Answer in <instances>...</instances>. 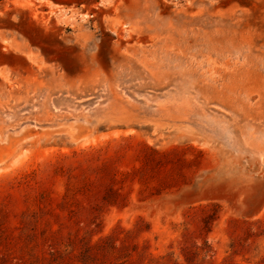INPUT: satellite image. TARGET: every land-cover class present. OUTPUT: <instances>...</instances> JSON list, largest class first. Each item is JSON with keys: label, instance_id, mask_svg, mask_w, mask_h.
<instances>
[{"label": "rangeland", "instance_id": "rangeland-1", "mask_svg": "<svg viewBox=\"0 0 264 264\" xmlns=\"http://www.w3.org/2000/svg\"><path fill=\"white\" fill-rule=\"evenodd\" d=\"M0 264H264V0H0Z\"/></svg>", "mask_w": 264, "mask_h": 264}]
</instances>
